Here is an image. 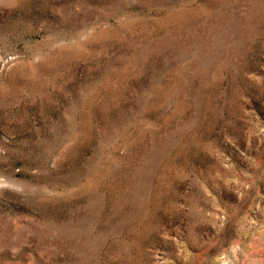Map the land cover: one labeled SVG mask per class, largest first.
Instances as JSON below:
<instances>
[{
	"label": "rangeland",
	"instance_id": "374dc122",
	"mask_svg": "<svg viewBox=\"0 0 264 264\" xmlns=\"http://www.w3.org/2000/svg\"><path fill=\"white\" fill-rule=\"evenodd\" d=\"M0 264H264V0H0Z\"/></svg>",
	"mask_w": 264,
	"mask_h": 264
}]
</instances>
